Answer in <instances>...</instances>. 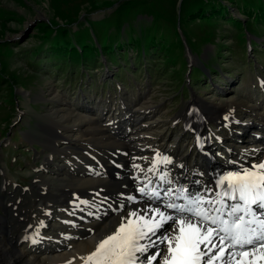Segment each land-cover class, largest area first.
Masks as SVG:
<instances>
[{"label":"rangeland","instance_id":"1","mask_svg":"<svg viewBox=\"0 0 264 264\" xmlns=\"http://www.w3.org/2000/svg\"><path fill=\"white\" fill-rule=\"evenodd\" d=\"M263 96L264 0H0V215L9 236L22 238L40 217L53 109L90 106L96 116L112 105L122 111L113 118L132 117L131 127L141 116L157 142L191 152L186 122L199 126L197 112L222 104L235 120H208L202 150L233 146L231 157L252 116L262 124Z\"/></svg>","mask_w":264,"mask_h":264},{"label":"bare ground","instance_id":"2","mask_svg":"<svg viewBox=\"0 0 264 264\" xmlns=\"http://www.w3.org/2000/svg\"><path fill=\"white\" fill-rule=\"evenodd\" d=\"M190 108L184 112L186 117L195 115L194 112L189 113ZM211 108L215 111L214 115L205 109L199 115L197 114L198 112L196 113L200 119H198L199 126L192 127L190 126L191 123L186 122V126L191 129L192 136H194L193 131L195 128L194 133L198 134L195 136L201 138L203 137L201 135L207 136L205 130L201 132V129L208 120H215L216 122L223 120L227 121V123L230 120H235L229 107H223L222 104H214ZM91 111L93 113L90 106H83L81 109H77L67 106V104L66 107H57L55 110H52L53 117L50 119L49 125L51 138H47L45 141L48 155L44 158L42 172L38 176L37 181L41 199H43L39 202L40 217L33 225L30 224L27 227L26 233L24 232L25 235L22 238L20 236L12 238L9 236L10 226H7L8 221L4 216L0 215V264H83L85 259L95 251L99 242L115 233L122 222L126 223L127 219H136L130 217L129 213L136 211L140 215L146 216V218H151L155 216V213L150 211V209L158 207L168 215L166 211L162 210L163 207L158 201L151 202L148 199H143L136 204L124 205L119 212L115 211L119 203L123 202L125 204L126 195L133 190V173L137 172L136 177L140 176L139 163L146 158V155L139 151L141 145L143 143L148 145L156 139L148 134L141 137L137 141L138 143L132 139L143 133V129L138 127L144 120V118L140 119L141 116L134 119L136 124L130 127L131 131L125 137L127 133H121L119 136L115 133H110L111 130L117 132V129H119L118 124L115 128L106 127L100 123V117L89 115ZM131 118L114 119L118 123L125 121L126 126L132 122ZM257 118L262 121L261 125H264V118H260V114H258ZM69 122L71 125H68ZM76 127L79 128L75 129ZM228 131H230L229 127ZM243 135H245V132ZM239 136L241 137L240 143L243 144V137L242 135ZM220 138L221 136L216 139ZM206 140L207 138H204V141ZM207 143L210 145L209 140H207ZM242 144L235 146L230 156H236L238 152L249 147ZM203 147L204 143L201 150ZM232 147L227 146L229 151ZM252 149H256V146H252ZM252 149L245 151L243 158H247L244 154L251 155ZM120 150L124 151L123 156L120 155ZM93 151H96L97 155L106 160L104 164L105 169L101 171L100 175L89 179L79 177V171L73 173L74 170L85 162L86 156L92 154ZM209 151H211L210 148ZM203 152V155L207 156L201 159L202 162L210 163L204 165L202 174H199L195 168L190 170L183 167L182 171H185L186 176L175 174L173 175V179L183 186L194 187L198 185L199 187L207 188L211 166L213 164L222 165V162L217 161L221 159H217L213 154L205 153L206 151ZM55 155L61 158L62 164L54 162L56 161ZM226 155L229 156V154ZM251 161L264 162V152L256 154L255 158ZM52 169H55V174L48 175L47 171H51ZM54 181L60 184L56 185ZM70 192L74 194L76 200L84 198L86 203L82 205L77 203L75 206L77 208L76 216L72 220L76 222V225L67 227L65 231L56 237V242H52L48 236L51 234L57 219L66 209L65 202ZM175 197L179 201H184L185 199L184 194L180 192L176 193ZM89 204L103 207L106 211L105 218L100 216L95 219L87 218L84 211L88 210L87 206ZM78 216H80V219L84 217L86 220H78ZM155 218L159 219L158 216ZM41 224L42 226L38 230ZM68 234L71 235V238L65 240L64 237ZM160 234V232L157 233V235ZM45 237L51 242V249L40 251L37 248L41 247L36 243L42 242L45 240ZM152 238L156 239L155 236ZM140 243H145V241H140ZM165 247L166 245H161L162 249ZM151 251L154 252L156 249H152Z\"/></svg>","mask_w":264,"mask_h":264},{"label":"snow or ice","instance_id":"3","mask_svg":"<svg viewBox=\"0 0 264 264\" xmlns=\"http://www.w3.org/2000/svg\"><path fill=\"white\" fill-rule=\"evenodd\" d=\"M227 119V117H225ZM165 162H169L164 157ZM215 198L187 194V204L166 203L175 215L150 209L146 218L129 213L126 223L102 239L88 257L92 264H259L264 262V162L228 172ZM145 193L144 188H140ZM184 194V189L178 190ZM159 199L160 193L147 194ZM225 198L233 201L225 202ZM129 199H133L129 197ZM86 203V202H85ZM208 204L210 208L201 205ZM219 205V207H216ZM227 210V211H226ZM216 213V215L210 213ZM158 216L157 220L155 217ZM230 217L231 220L224 217ZM247 217V219H246ZM167 225V227H165ZM215 226V227H214ZM160 232V235L157 233ZM155 236L156 239H152ZM145 241V243H140ZM161 245H166L164 249ZM156 249V251H151Z\"/></svg>","mask_w":264,"mask_h":264},{"label":"trees","instance_id":"4","mask_svg":"<svg viewBox=\"0 0 264 264\" xmlns=\"http://www.w3.org/2000/svg\"><path fill=\"white\" fill-rule=\"evenodd\" d=\"M216 12L219 13L220 11H216ZM63 56H65V54L63 52H61L60 53V58H63ZM70 57H71L72 61H74L76 63L78 57L76 55H73V56H70Z\"/></svg>","mask_w":264,"mask_h":264}]
</instances>
